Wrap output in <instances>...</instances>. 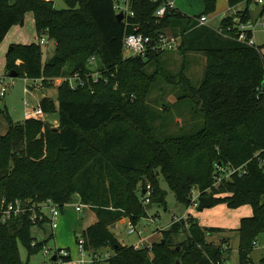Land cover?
I'll use <instances>...</instances> for the list:
<instances>
[{
	"label": "trees",
	"instance_id": "trees-1",
	"mask_svg": "<svg viewBox=\"0 0 264 264\" xmlns=\"http://www.w3.org/2000/svg\"><path fill=\"white\" fill-rule=\"evenodd\" d=\"M227 1L229 7L244 3L245 8L222 18L214 30L197 25L200 16L215 10V0H203L204 9L195 17L175 8L158 17L164 0H130L133 16L121 21L116 0H63L64 8H56L54 0H0V43L29 12L38 38L46 34L55 43L44 61L40 43L10 44L5 73L40 81L43 88L57 77L78 75L82 82L72 88L66 79L57 97L39 100L44 114L58 111L56 128L33 114L13 121L0 109L6 121L0 134V203L19 200L35 209L0 223V264H28L20 259L19 244L29 259L52 237L38 242L31 236L32 226L49 221L42 210L47 200L60 209L77 200L94 210L97 220L79 239L88 252L112 251L95 264H225L224 248L206 241L208 233L221 228L203 226L193 216L172 222L151 246H125L115 237L112 224L128 218L137 225L147 214L139 185L150 182V204L165 207L159 174L185 208L194 190L211 196L212 205H250L251 215L242 217L237 227L238 264H264V258L255 263L249 257L264 232V45L237 39L240 32L246 40L253 38L252 29L240 26L253 19L250 5L257 1ZM262 2L259 17L264 16ZM165 30L180 34L181 54L195 50L206 55L198 86L185 74L179 77L189 90L186 95L197 99L204 125L194 133L159 140L148 123L144 99L160 69L147 74L145 67L157 65L162 51L148 46L144 56H124L123 38L141 33L156 42ZM33 213L42 220L33 221ZM69 261L68 253L51 263Z\"/></svg>",
	"mask_w": 264,
	"mask_h": 264
},
{
	"label": "rangeland",
	"instance_id": "rangeland-1",
	"mask_svg": "<svg viewBox=\"0 0 264 264\" xmlns=\"http://www.w3.org/2000/svg\"><path fill=\"white\" fill-rule=\"evenodd\" d=\"M54 1L56 8L65 7L63 0ZM260 3L261 1L257 0L256 10L258 12ZM253 5L254 4L250 5V7L253 10L252 17L255 18V6ZM219 7L227 10L228 1L216 0L215 10L207 14L210 24L214 27H219L221 23L219 16L216 14V10L219 9ZM221 9H219L220 12H227ZM252 21H254V19H252ZM235 23L239 26L238 19L235 20ZM18 28L21 30L20 35H17L16 38L12 40L26 44L30 42L40 43V40L43 39L45 42L40 43L42 61L52 55L54 51L53 41L49 40L46 34H42L41 37L38 38L34 28V21L27 18L22 25L19 24ZM240 29L242 30L244 27L240 26ZM253 30V40L255 44L258 46L264 45V26L260 20H257ZM167 31L168 30L161 31L160 33H163V36H165L168 33ZM176 37H179L180 42V34L176 35ZM156 41L159 42L158 35ZM156 50L162 51L159 56L160 62L157 65L153 62H149L145 67V72L147 74H153L157 68L160 69L158 73L155 72V80L152 82L153 84L150 85L149 92L144 99V104L147 108L148 123L152 128V133L159 140L167 136L194 133L204 125V115L200 112V105L197 106V99L193 97V100H191L188 95H186L189 90L183 85V82L179 80V77L185 74L193 86H198L204 75L206 55L202 51L195 50H189L183 55L181 51H178V42L177 45L175 43L174 49L158 48ZM123 55L129 56L130 54L123 48ZM1 57L2 54L0 51V59ZM16 63H20V61ZM1 80L11 83L6 85L5 94L3 96L0 94V109L6 110L13 121L23 120L28 110H31L33 106L35 107L42 96L57 97V88L62 82V79L57 77L49 80L48 86L43 88L40 81H31L23 77L9 76L5 73L4 64L0 62V89L3 84ZM181 95L182 97L177 100L178 96ZM26 102H28V104H26ZM40 118L46 121L50 126L58 127L59 125L58 111L43 114V117ZM4 129H6V121L4 115L0 111V134L4 133ZM158 179L160 189L165 191V207L158 203H153L151 205L150 201L147 202L145 200L143 190L147 185H150L149 190L152 191V184H150V182H146L145 187H142V185L138 187V194L140 195L141 203L146 207L147 214L139 220L137 226L144 229L143 235H148L151 232V236H146L148 239L140 237L138 240L136 232L128 233L127 226L130 219L126 218L122 222H119V220L116 228L110 227L119 242L125 246L134 245V243L135 245L138 244L139 247L151 246L154 242H158L162 238L163 231L173 222L174 216H179L183 219L193 216L203 226L221 228L218 231L208 233L206 241L224 248L223 257L226 260L225 264H238L239 233L237 227L241 217L246 215V208L251 211V206L244 205V207L239 206L231 208L225 203H217L199 210L197 206L192 205V201L194 199L196 200L200 195V192L194 190L190 206L185 208L183 213H180V204L176 200L175 193L169 188L166 180L161 174H159ZM223 195L224 194H220V196ZM75 205H80L79 211L76 210ZM59 210L57 226L53 230L49 223H44L42 226L34 225L31 228V236L35 237L38 242L44 241L49 234H52V237L40 251L33 253L28 259V253L25 247L19 244V255L23 263L52 264L51 255L56 248L66 249L70 254L71 261H77L79 258L77 240L81 236L82 229L95 222L97 217L96 213L91 207L80 204L77 200L63 204L62 208ZM42 214H44V212H42ZM33 215L36 214L33 213ZM35 218H37V216H34V219ZM131 223L133 224L132 221ZM180 239L181 237L179 236L176 240L178 241ZM140 240L142 242H140ZM45 250H49V253L44 254ZM249 257L251 261L255 263L264 258V232L257 236ZM228 259H231V262H228ZM61 263L63 264V262ZM64 264L72 263L67 262Z\"/></svg>",
	"mask_w": 264,
	"mask_h": 264
},
{
	"label": "built area",
	"instance_id": "built-area-1",
	"mask_svg": "<svg viewBox=\"0 0 264 264\" xmlns=\"http://www.w3.org/2000/svg\"><path fill=\"white\" fill-rule=\"evenodd\" d=\"M262 2V0H260ZM121 2V3H120ZM167 8H174L173 3L171 1L168 0H164V3L157 9L156 11V15L158 17H162L165 14V11ZM115 10L117 13H123V16L126 18L127 16H133V11L130 8V0H116L115 3ZM206 22V16L202 15L198 18V24H205ZM264 25V22L262 23ZM159 37V42H155L151 37L149 36H145L141 33H129L127 35L124 36L123 38V48L126 49L130 55H142L144 56L147 49L149 48L148 46H150V48H154V49H162V48H168V49H174V45L178 42L179 45V37H176L172 34H170V32L167 33V35L163 36V33H160L158 35ZM237 39L239 41H245L250 45H255V42L253 40V38L246 40L245 38V34L243 32H240ZM45 41L43 39L40 40V43H44ZM94 60L93 57L90 58V63H92ZM60 79H62L61 81L63 82L64 80H68L70 83V86L72 88H75L76 85H81L82 82L78 79V75H75L73 77L70 78H63L60 77ZM2 81V80H1ZM76 81V82H73ZM2 87L0 89V94L3 96L6 92V85H9L10 83H7L4 81H2ZM26 104H28V102H26ZM28 115L29 114H33L36 115L38 117H43V111L39 106V101L37 102V105L31 108V110H28ZM150 189V185H147L146 188L144 189V194H145V200L148 202L149 201V196L151 193ZM81 204V203H80ZM198 204V200L196 198V200L194 199L192 201V205L193 206H197ZM42 210L47 214L48 216V223L51 227V229L53 230L54 228H56L57 226V218L59 216V206L55 203H53L51 200H47L46 202H44L42 204ZM76 210H80V205H75ZM34 211L35 209L33 207H25L22 203V201L16 200L14 203L9 202L6 203L4 200L1 201L0 203V223H3L5 221V219H7L10 215H18V214H23L27 211ZM48 211V212H47ZM33 215V214H32ZM31 215V219L33 221L37 220H42L43 216H39V215ZM34 216H37V218L34 219ZM181 217L179 216H174L173 218V222H176L178 220H180ZM128 233H132V232H136L137 234H139L140 232L137 231L136 225L132 224L131 221L128 222ZM83 239L80 238L78 240V252H79V258L76 261V264H95V262L105 259L108 257V255L106 253H98V252H88L84 249L83 247ZM140 242H142L140 240ZM35 242H32V244H34ZM135 247H139V245H135ZM58 250L57 248L54 250L53 255L56 256V259L62 256H67L68 255V251L66 249H61ZM49 250H45L44 254H48ZM52 255V256H53ZM51 256V258H52ZM60 261V260H59ZM218 264V263H216Z\"/></svg>",
	"mask_w": 264,
	"mask_h": 264
},
{
	"label": "crops",
	"instance_id": "crops-1",
	"mask_svg": "<svg viewBox=\"0 0 264 264\" xmlns=\"http://www.w3.org/2000/svg\"><path fill=\"white\" fill-rule=\"evenodd\" d=\"M168 1H171L172 3H173V6H174V8L176 9V10H179L180 12H182V13H184V14H186V15H188V16H190V17H195V16H198V15H200L201 13H202V11H203V9H204V3H203V0H168ZM216 1V0H215ZM255 1H257V0H255ZM263 2H264V0H262ZM262 2V3H263ZM226 4V3H225ZM216 6V5H215ZM253 6H255V15H256V17L255 18H253L254 19V21H250V22H248L245 26H244V29H247V28H250V29H252V33H253V37H254V30H253V27H254V25H255V23L257 22V20H260L261 21V23H263L264 22V16L263 17H259L258 15H259V12L256 10L257 9V4H254ZM222 7V6H221ZM221 7H219V9H221ZM245 8V6H244V3H239L238 5H236L235 7H229L228 6V9L226 10V9H224V8H222L221 10H226L227 12L226 13H224V12H220L219 11V9H217L216 10V14L219 16V18H220V20H222V18H225V17H229V16H233V15H235L237 12H239V11H242L243 9ZM250 11H251V13H253V10L251 9V7H250ZM204 16H206V22H205V24H198L197 25V27L198 26H200V25H205V26H208L209 28H211V29H214V30H217L218 29V26L217 27H214V26H212L211 24H210V22H209V19H208V17H207V15H204ZM253 16V15H252ZM30 19V20H32L33 21V16H32V13H26V15H25V17H24V19H23V21L20 23V25H22L23 23H24V21L26 20V19ZM234 19L236 20V19H238V17H234ZM263 25V24H262ZM18 26H19V24H17V25H13L10 29H9V31L7 32V34L5 35V37L3 38V40L1 41V43H0V51H1V54H2V57H1V59H0V62L1 63H3L4 64V66H5V56H6V52H7V50H8V48H9V46H10V44H12V43H19V42H15L14 40H12V39H15L16 38V36L17 35H20V33H21V30H20V28H18ZM264 26V25H263ZM35 28V27H34ZM36 32V31H35ZM10 35V36H9ZM18 40H20V39H18ZM52 41V40H51ZM31 43V42H30ZM20 44H23V43H20ZM26 44H29V43H26ZM53 45H55V43L53 42ZM44 95V94H43ZM28 115V114H27ZM26 115V116H27ZM4 130H6V129H4ZM5 132V131H4ZM244 207V206H243ZM247 209V211H246V215L245 216H249V215H251V213H252V209H251V211L248 209V208H246ZM77 211H79V210H77ZM250 211V212H249ZM186 213V212H185ZM245 216H242V217H245ZM241 217V218H242ZM126 218H123V219H121L119 222H122V221H124ZM96 220H97V217H96ZM95 220V221H96ZM117 223L118 222H116L115 223V226H111V228H116V226H117ZM93 224V223H92ZM91 225V224H90ZM202 225V224H201ZM87 226H89V225H87ZM86 226V227H87ZM86 227H84L82 230H84ZM110 228V229H111ZM136 228H137V230L140 232L139 234H137L138 235V240L140 239V237H144V238H147V237H150L151 235H150V233L148 234V235H143V232H144V229L143 228H141V227H138L137 225H136ZM112 231V230H111ZM147 236V237H146ZM148 239V238H147ZM137 240V241H138ZM119 241V240H118ZM122 244V243H121ZM123 245V244H122ZM133 246H135V243H134V245ZM61 249H64V248H61ZM106 253L108 256H110L111 254H112V251H110V250H108V249H102L100 252H98V253ZM53 255V254H52ZM51 255V256H52ZM70 255V254H69ZM72 260V259H71ZM230 260V262H231V259H229ZM64 263H67V262H63V264ZM68 263H72V264H76V262H75V260L74 261H69ZM59 264H62V263H59Z\"/></svg>",
	"mask_w": 264,
	"mask_h": 264
},
{
	"label": "water",
	"instance_id": "water-1",
	"mask_svg": "<svg viewBox=\"0 0 264 264\" xmlns=\"http://www.w3.org/2000/svg\"><path fill=\"white\" fill-rule=\"evenodd\" d=\"M264 7V6H263ZM116 18L119 20V21H121L122 19H123V13H117L116 14ZM9 76H11V77H16L17 76V73L16 72H14V71H11L10 73H9ZM263 88H264V81H263ZM56 96H54V98H55ZM55 128H56V126H55ZM144 192V191H143ZM197 200H198V204H197V209H199V210H201V209H203L204 207H208V206H211L212 205V197L211 196H209V195H199L198 197H197ZM148 208H149V206H148ZM185 209V206L183 205V204H181L180 205V208H179V212L180 213H183L184 210ZM112 226H115V224H112ZM51 260L52 261H55L56 260V256L55 255H53L52 256V258H51ZM228 262H230V260L228 259Z\"/></svg>",
	"mask_w": 264,
	"mask_h": 264
}]
</instances>
